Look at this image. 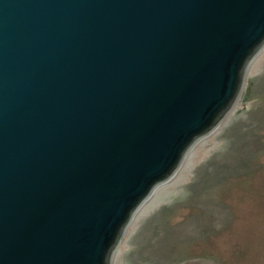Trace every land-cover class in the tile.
I'll list each match as a JSON object with an SVG mask.
<instances>
[{"label": "water", "instance_id": "obj_1", "mask_svg": "<svg viewBox=\"0 0 264 264\" xmlns=\"http://www.w3.org/2000/svg\"><path fill=\"white\" fill-rule=\"evenodd\" d=\"M264 46V0H0V264H111Z\"/></svg>", "mask_w": 264, "mask_h": 264}, {"label": "rangeland", "instance_id": "obj_2", "mask_svg": "<svg viewBox=\"0 0 264 264\" xmlns=\"http://www.w3.org/2000/svg\"><path fill=\"white\" fill-rule=\"evenodd\" d=\"M111 264H264V46L222 121L136 210Z\"/></svg>", "mask_w": 264, "mask_h": 264}, {"label": "bare ground", "instance_id": "obj_3", "mask_svg": "<svg viewBox=\"0 0 264 264\" xmlns=\"http://www.w3.org/2000/svg\"><path fill=\"white\" fill-rule=\"evenodd\" d=\"M133 216H134V214H133ZM131 220H132V218H131ZM131 220H130V221H131ZM129 223H130V222H129Z\"/></svg>", "mask_w": 264, "mask_h": 264}]
</instances>
